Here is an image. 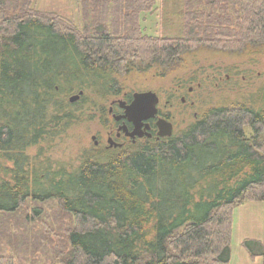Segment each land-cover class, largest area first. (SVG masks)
<instances>
[{
	"label": "trees",
	"instance_id": "16d2710c",
	"mask_svg": "<svg viewBox=\"0 0 264 264\" xmlns=\"http://www.w3.org/2000/svg\"><path fill=\"white\" fill-rule=\"evenodd\" d=\"M33 1L0 0V264H229L234 207L264 205L263 107L211 109L73 170L27 151L75 118L58 91L106 88L129 63L171 65L202 46H263L264 0H182L175 37L142 34L154 0H79V26ZM241 245L264 264V219L262 239Z\"/></svg>",
	"mask_w": 264,
	"mask_h": 264
},
{
	"label": "rangeland",
	"instance_id": "374dc122",
	"mask_svg": "<svg viewBox=\"0 0 264 264\" xmlns=\"http://www.w3.org/2000/svg\"><path fill=\"white\" fill-rule=\"evenodd\" d=\"M78 2L79 0H34L33 7L41 12L56 13L79 26ZM181 13L182 0H154L149 12L140 13L142 34L152 37L178 36L182 25ZM88 81L91 82L89 78ZM197 82L201 83L199 91H177V96L176 91H173L181 84L196 87ZM110 86L131 90L118 91L119 94L154 90L152 92L162 101L160 107L169 113L173 123L172 136H176L211 109L238 104L264 108V45L234 52L202 46L181 55L171 65H158L150 61L129 63L124 73L111 75L107 88ZM85 87L88 90L83 91L81 100L73 104V107H68L75 117L69 123L70 126L46 145L41 143L32 147L27 151L29 155L33 156L42 148L43 156L50 158L53 167L73 170L85 158L102 154L101 150L94 147L91 135L99 137L108 128L106 111L112 91H98L92 85ZM79 88L83 87L73 86L68 90L58 91L59 97L67 101ZM181 94L186 97L184 104L179 101ZM166 99H170L171 104L165 110L162 104ZM190 102L193 104L190 105ZM245 134L251 137L252 131L246 129ZM44 206L48 211L56 208L49 202ZM12 218L16 224H23L21 212ZM263 219L262 202L234 207L229 264H262L260 257L250 258L241 243L244 239H262ZM256 246L258 247L257 244H252V251L258 249Z\"/></svg>",
	"mask_w": 264,
	"mask_h": 264
},
{
	"label": "flooded vegetation",
	"instance_id": "af4514ba",
	"mask_svg": "<svg viewBox=\"0 0 264 264\" xmlns=\"http://www.w3.org/2000/svg\"><path fill=\"white\" fill-rule=\"evenodd\" d=\"M200 86L201 83L199 82L196 83V87H193L191 85L185 87L184 85L181 84L178 85V88L176 86L173 91H176V96H177V91H187V93H191L192 91H199ZM87 90H88L87 87H83V88H79L77 91L83 92ZM97 90L112 91L111 92L112 98L108 103V107L106 111V119L109 122L108 128H106V130H104L103 133L99 135V137L97 135H91L92 143L95 148H98L103 153L108 152L114 154L117 151L120 152L125 151L127 148H130L131 146H136L138 144L150 143V142L152 143L162 142L172 137L173 123L171 122L169 113L162 110V108L160 107L162 101L156 93L155 94L158 97V103L156 105L157 112L155 116L153 118L144 121L140 129H135L132 122H128L125 118L122 117L124 113V107L132 101V93L125 92L119 94L118 92V91H131V90H124L115 86H110L108 88L107 87L98 88ZM145 91H154V90H144V92ZM81 96L79 97L78 100H81ZM179 101L182 104H184L186 102L185 95L182 94L179 95ZM170 104H171V100L166 99L163 101L162 107L165 108L166 110L167 106L168 105L170 106ZM192 104L193 103L190 102V105ZM160 119H163L171 123L172 135L170 137L158 136V128L156 126V122ZM145 124L148 125L147 128H145Z\"/></svg>",
	"mask_w": 264,
	"mask_h": 264
},
{
	"label": "water",
	"instance_id": "95a60500",
	"mask_svg": "<svg viewBox=\"0 0 264 264\" xmlns=\"http://www.w3.org/2000/svg\"><path fill=\"white\" fill-rule=\"evenodd\" d=\"M83 94L79 91L77 94L68 98V102L74 103ZM158 103L157 95L152 91L134 92L132 93V101L124 107L122 115L128 122H132L135 129H140L142 123L153 118L157 112L156 105ZM158 128V136L170 137L172 135V125L170 122L160 119L156 122ZM148 125L145 124V128Z\"/></svg>",
	"mask_w": 264,
	"mask_h": 264
}]
</instances>
